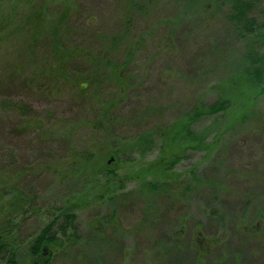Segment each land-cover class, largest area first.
I'll list each match as a JSON object with an SVG mask.
<instances>
[{
	"label": "rangeland",
	"instance_id": "obj_1",
	"mask_svg": "<svg viewBox=\"0 0 264 264\" xmlns=\"http://www.w3.org/2000/svg\"><path fill=\"white\" fill-rule=\"evenodd\" d=\"M197 1L0 0V264L45 228L43 264H264V89L188 126L199 148L174 127L243 66L227 7ZM54 43L61 78L6 80Z\"/></svg>",
	"mask_w": 264,
	"mask_h": 264
},
{
	"label": "trees",
	"instance_id": "obj_2",
	"mask_svg": "<svg viewBox=\"0 0 264 264\" xmlns=\"http://www.w3.org/2000/svg\"><path fill=\"white\" fill-rule=\"evenodd\" d=\"M197 2L200 1L198 0ZM214 3L217 5V7H227L226 9L229 11L228 20L232 26L231 32L234 34L236 39H239L243 42L241 53L243 66L241 72L233 75V77L227 82L226 86L228 89L231 88L232 93H228L207 107H203L202 109L197 108L199 109L197 112H190L182 116L180 120H177V124L174 125V127L182 126L183 130H185L183 133L186 140L185 145L197 143L196 148H199L198 141H200L202 138H199L195 135H193L192 138V133L186 129L188 126L193 125L194 122H196V120L201 116H215L217 118L218 116H221L224 111L231 107V98L229 99L228 96H236V89H241L245 93L248 91L250 93L254 92V94L258 95L261 94L262 90L264 89V10H261L260 12L257 10L259 6H263L264 0H201V6H207L208 12L212 11L210 9ZM3 11L5 10H0V13ZM28 13L31 14L29 15ZM73 13L76 14L77 12ZM43 14L44 13H42L40 9L24 13L22 14V22L24 21L25 23L30 21L34 22L36 26H39V24H41L40 22L43 21L40 19V17L44 16ZM21 25L22 23L19 26ZM11 32L12 30L10 33ZM37 34H40L39 30ZM56 39L60 41V35L57 36ZM52 46V48L50 47V62L48 61V63L45 64H37L35 66L36 68L33 67L35 69L31 68L30 66L28 67L27 64L23 62H21V64H17L16 62L9 63L8 66L10 70L4 76L6 77V80L10 81L15 78L20 79L19 76H21V84L25 87H30V85L33 83H43L50 80L54 76H56L57 79L61 78L59 77V73L61 72L60 70L63 68L64 59L69 56L68 54H63V52L59 50V47L55 43L52 44ZM85 85L87 86V84ZM224 88L225 86H223V89ZM251 112H253V110H251ZM244 114H247V112H243L241 115L239 114L240 117L238 115L236 118H234L233 123L244 116ZM177 139L178 141L182 140V136L180 138L177 136V133H174L173 140H175L176 143ZM6 188H8V185L4 180H1L0 177V195L4 193L5 196L12 193L13 189L9 188V192H6ZM47 228H49V225ZM45 230L46 228L35 238L34 242L31 244L30 256L34 258V260H32L33 264H43V258L41 254H44L45 252L50 254L51 250H49V245L52 243L51 241H56L55 237L49 238ZM63 230L65 231L66 229ZM1 236L2 235H0V237ZM7 251L9 252V250ZM10 251L11 252L9 253L11 256L6 259L7 263L17 264L14 260V254L16 253L15 250ZM48 255H46V257Z\"/></svg>",
	"mask_w": 264,
	"mask_h": 264
}]
</instances>
